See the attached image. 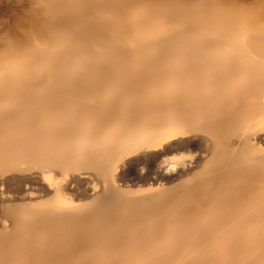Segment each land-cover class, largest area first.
Returning <instances> with one entry per match:
<instances>
[{
	"label": "bare ground",
	"instance_id": "obj_1",
	"mask_svg": "<svg viewBox=\"0 0 264 264\" xmlns=\"http://www.w3.org/2000/svg\"><path fill=\"white\" fill-rule=\"evenodd\" d=\"M0 264H264V0H0Z\"/></svg>",
	"mask_w": 264,
	"mask_h": 264
},
{
	"label": "snow or ice",
	"instance_id": "obj_2",
	"mask_svg": "<svg viewBox=\"0 0 264 264\" xmlns=\"http://www.w3.org/2000/svg\"><path fill=\"white\" fill-rule=\"evenodd\" d=\"M12 53L7 45H0V74H3L6 69L4 61L11 57Z\"/></svg>",
	"mask_w": 264,
	"mask_h": 264
}]
</instances>
